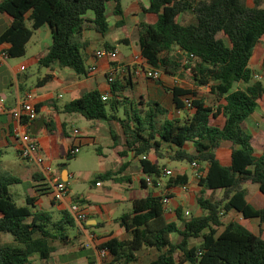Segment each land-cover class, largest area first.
<instances>
[{
  "label": "trees",
  "instance_id": "1",
  "mask_svg": "<svg viewBox=\"0 0 264 264\" xmlns=\"http://www.w3.org/2000/svg\"><path fill=\"white\" fill-rule=\"evenodd\" d=\"M148 1L150 6L145 12L157 21L138 25L142 57L150 66L165 72L184 68L199 87L210 89L209 96L180 87L167 89L177 111H185L187 99L194 109L191 113L185 111L182 118H171L158 102L127 97V87L116 80L107 101L95 90L65 105L63 112L80 114L88 121L118 122L126 140L123 155L133 152L141 172L153 178L155 184L165 167L148 160L151 154L159 160L198 164L203 176L197 202L207 215L185 219L179 209V227L165 219L162 196L151 195L136 200L132 211L117 219L130 233V239L112 238L100 250L107 251L105 259L111 260L108 264H136L138 253L146 247L160 252L151 264H264V239L238 222L223 223L227 214L235 212L264 225V207L256 209L248 202L246 188L256 185L264 195V150L261 155L256 154L246 125L264 103V83L255 80L250 67L255 48L264 38V0H254L252 7L247 0ZM111 2L116 4L114 14L122 17V0H3L0 14L11 16L13 22L0 35V45L10 44V58H22L35 33L48 25L52 45L39 55L40 67L58 64L86 77L90 74L86 53L89 42L84 32L90 25L102 35L108 32L107 9ZM188 12L195 21L183 24L180 18ZM90 13L92 19L88 18ZM118 25L125 23L120 21ZM103 48L115 50L116 45L106 43ZM177 49L183 52L184 63L173 58ZM50 78L40 79L37 87L47 84ZM240 83L247 88L238 87ZM219 116L226 119L222 128L211 124V119ZM46 127L54 132L53 122H47ZM112 136L116 141L114 132ZM224 143L230 144V166H223L217 157ZM189 144L193 146L192 153L186 150ZM5 154L0 147V235H8L12 242H0V264H32L35 256L48 261L56 252L54 244L69 240L76 221L68 210L39 208V197L52 195L50 184L40 174L34 177L38 182L37 195L28 194L26 204L19 205L12 188L26 182L4 169ZM17 154L20 156L19 150ZM67 157L75 158L70 152ZM143 183L147 185L145 180ZM188 183L189 177L180 174L168 181L171 187ZM219 190L223 192L221 197H204L208 191ZM175 233L180 236L177 244L171 239ZM198 239L200 244L192 246L191 241Z\"/></svg>",
  "mask_w": 264,
  "mask_h": 264
},
{
  "label": "crops",
  "instance_id": "2",
  "mask_svg": "<svg viewBox=\"0 0 264 264\" xmlns=\"http://www.w3.org/2000/svg\"><path fill=\"white\" fill-rule=\"evenodd\" d=\"M3 0H0L2 2ZM194 1V0H190ZM200 1V0H198ZM197 1V2H198ZM124 14L122 17L114 14L116 4L111 2L108 4L107 18L109 22V30L105 35L98 33L93 27L84 32V38L89 42L86 49L88 55L87 65L90 67L95 62V54L100 50H104L103 46L106 43L116 45L119 52V60L116 63H109L108 60H100L97 63L98 70L95 74H89L86 77L78 76L72 69L60 67L58 64L52 65L47 69V76H51L48 83L42 87H37L30 84L29 70L34 67H40L39 55L46 52L52 45V31L48 25L43 26L38 30L31 42L28 45L27 54L22 58H8L3 65L0 66V147L4 150L9 147H14L18 150V138L16 133V122L13 119V112L19 108L21 100L26 92L32 91L36 94L39 110V118L37 121L24 126L20 132H37L35 140L39 147L47 156L48 162L53 167V162L67 157L68 153L73 147H79L80 152L83 146L90 144L98 145L102 139L107 141L106 148L99 146L98 154L100 160L105 163L104 170L100 172V176L93 182L91 189L82 195L75 196L70 186L72 176L66 170L55 173L60 176L61 180L68 185L69 195L62 203H55L53 196L39 197L38 206H41L44 200L50 203L53 211L68 210L72 203H79L83 206L87 215V220L84 223H77L76 227L69 233L70 237L67 242L54 244L56 252L48 261H42L37 256L33 257L32 264H108L111 262L109 259L106 261L101 256L100 246L112 238L120 241L130 239V233L123 228L118 222L123 214L131 212L133 203L136 200L144 199L148 196H161L167 190L172 197V208L174 212L165 213L167 222L176 223L179 227L182 226L178 218L177 211L182 209V206L191 207V217H202L207 215L198 205L197 196L201 195L202 188L199 186V181L196 179V171L192 167V175H188L184 168L178 169L174 173L177 175H187L189 177L188 191L185 192L181 186L171 187L168 185L170 178H159L161 186H148L143 183L146 179L139 169V160L134 156L133 152H128L123 155L125 151L126 140L123 130L118 122L108 123L106 121H89L90 129L83 133L79 128V123L85 119L80 114H67L63 112L65 105L77 100L84 93L91 91H100L103 95L110 93L111 87L107 82V74L113 67L123 66L127 69L126 75H120L119 80L126 90L124 94L135 101L144 100L145 102L153 103L158 102L169 111L171 118H182L184 115H178L177 110L173 103V98L167 89L180 87L183 89L196 90L204 96H209L210 89L208 87H199L194 81L191 73L184 68L178 70H170L165 72L162 70L161 79L159 81H152L141 75L140 77L135 74L134 58L141 55V49L138 36V25L142 22L154 24L157 18L145 12L150 6L148 0H122ZM252 7V6H251ZM89 19L93 18V14L88 15ZM124 21L125 25L119 27L118 23ZM180 21L183 24H190L195 21V17L191 12L185 13L181 16ZM13 19L7 14H0V35L11 26ZM123 39L129 51L123 53L119 50L117 44ZM2 48L8 50L10 44L0 45ZM258 56V57H256ZM258 60L254 61V58ZM173 58L184 63L185 57L181 50L177 49ZM251 69L255 75L264 81V38L256 46L254 55L250 63ZM131 75L132 78L130 77ZM10 77V81H5ZM40 80V79H39ZM130 81V83L128 82ZM257 80V79H255ZM238 87L246 89L242 85ZM111 96H109L110 98ZM68 99L66 104L62 105L65 99ZM44 117V126L39 129L36 125L40 119ZM88 121V120H87ZM53 122L54 132L50 133L46 127V123ZM226 119L223 116L211 119V124L222 128L225 125ZM248 133L253 137V146L256 154L261 155L264 150V142L261 141V133L264 129V103H261L257 111L247 120ZM78 131V134H75ZM115 134L116 141L113 139L112 134ZM33 135V134H32ZM264 139V137H262ZM259 145L260 150L256 147ZM166 150V149H165ZM186 150L189 153L193 152L191 145ZM225 152L220 155V151ZM231 149L229 143H224L217 151V157L223 166H230L231 164ZM22 159L20 156H18ZM23 160V159H22ZM148 160L161 166V161H170L168 159L159 160L153 154L148 156ZM28 163V162H27ZM107 163H111V167ZM113 163L116 168L113 169ZM180 163V162H179ZM29 164V163H28ZM33 169L28 174V181L31 184V194L35 193V187L38 182L35 176L41 173L36 165L30 164ZM165 169H167L165 167ZM164 169V170H165ZM163 170V171H164ZM201 171V170H200ZM112 173V176L107 175ZM46 179V178H45ZM48 183V181H47ZM100 183V186L97 184ZM248 185L247 200L256 209L264 207V195L260 192L258 186ZM249 187H252L251 189ZM217 197H221L223 192L221 190L215 192ZM211 191L205 193L204 197L211 199ZM209 195H211L209 197ZM183 211V209H182ZM188 216H190V212ZM230 222H238L256 235H260L264 239V225H260L258 220H249L243 218L241 215L231 212L223 218L224 225ZM224 229L221 228L220 231ZM7 237L4 234L0 235V240ZM172 242L177 244L180 241L178 234L171 236ZM10 242V241H9ZM200 240H192L191 245L197 246ZM7 243V242H2ZM160 252L154 248H144L138 253V261L136 264H151ZM179 260V255H177ZM177 264H180L179 262ZM189 264V263H183Z\"/></svg>",
  "mask_w": 264,
  "mask_h": 264
},
{
  "label": "built area",
  "instance_id": "3",
  "mask_svg": "<svg viewBox=\"0 0 264 264\" xmlns=\"http://www.w3.org/2000/svg\"><path fill=\"white\" fill-rule=\"evenodd\" d=\"M9 58L8 50L2 48L0 46V66ZM108 60L109 63H116L119 60V52L117 50H100L95 54V62L89 67L90 74H95L98 70L97 63L100 60ZM134 65L136 67L135 74L140 77L144 75L145 78L152 81H159L162 75V69H157L150 66L147 61L141 55H137L134 58ZM127 69L123 66H119L118 68H111L109 73L107 74V82L111 87L112 84L117 80L119 75H126ZM255 79L260 80L258 75L255 76ZM110 93L103 95V100L107 101L109 99ZM38 102L36 98V94L32 91L26 92L21 100L19 108L13 112L12 116L16 122V133L18 138V150L20 152V157L27 161L28 163L36 165L41 173L44 175L48 183L52 188V196L55 203H62L67 196L69 195V189L67 183L63 182L59 175H57L48 162L47 156L43 152V150L39 147L36 140L31 137L29 133L20 132L24 126H28L29 124L35 122L39 118V109ZM185 111L193 112L192 101L187 99L185 100ZM185 111H177L178 115H185ZM26 122V124H24ZM75 134H78V131H75ZM80 153V148L73 147L70 150V155L76 157ZM147 159V157H144ZM192 167L196 171V179L199 181L203 174L200 171V167L198 164H193ZM164 177L172 178L174 177V173L170 169H165L163 171ZM148 186H161V182L158 179L156 184L155 180L151 177H146L145 179ZM100 186V183L97 184ZM181 188L187 192L188 185H183ZM163 200L162 203L164 205L165 213H172L174 209L172 208V197L169 192L166 190L164 194L161 195ZM68 212L74 218L77 223H84L87 220V215L83 206L77 202L72 203L68 207ZM189 215V213H186ZM107 251H101L102 258L107 256Z\"/></svg>",
  "mask_w": 264,
  "mask_h": 264
},
{
  "label": "rangeland",
  "instance_id": "4",
  "mask_svg": "<svg viewBox=\"0 0 264 264\" xmlns=\"http://www.w3.org/2000/svg\"><path fill=\"white\" fill-rule=\"evenodd\" d=\"M129 1V0H127ZM197 2L198 0H194ZM249 6H254V0H247ZM119 50L123 53L129 51L127 46L124 44H117ZM258 57V56H256ZM254 58L255 60H258V58ZM30 74V84H37L39 79H44L47 74V69L45 68H39V67H34L30 69L29 71ZM5 81H10V77H7ZM121 76L119 75L117 77V80H119ZM264 83V81H263ZM244 88L247 86L245 84H242ZM68 102V99L66 98L63 102V104H66ZM120 116H123V111H120ZM90 124L91 122L87 120H82L79 123V128L82 130L83 133H87L86 130L90 129ZM264 129L261 133V141L264 142ZM107 141L102 139V141L98 145L90 144L88 146H83L81 149V152L73 159H68V157H64L58 161L53 162V169L56 172L66 170L70 173L72 176V179L70 181V186L74 192L75 196L86 194L92 187L93 182L100 177V172L104 170L105 163L100 160V156L98 154V148L99 146H103V148H106ZM191 146V144L188 145V148ZM256 147L260 150V146L257 144ZM6 154L3 158V165L4 169L9 172L10 174H13L15 176L21 177L24 179L26 184L24 185H17L12 188V192L15 195H18L17 201L19 205L24 206L26 204L25 198L28 194H31V184H29L28 181V174L31 172L33 167L30 165L31 163H27V161L22 160L18 157L17 150L14 147H9L5 149ZM225 152V150L220 151V155ZM169 160V159H168ZM167 163L165 166L167 169L173 170L174 173L177 172L178 169L184 168L188 175H192V167L189 165L187 162H174V161H166L163 162L161 161V164L164 165ZM108 166L111 167V163H107ZM33 165V164H32ZM114 167L113 169L116 168V165L113 163ZM170 180V179H169ZM168 180V181H169ZM257 187V186H254ZM250 189L252 187H249ZM197 196H200V193L197 194ZM211 195H209L210 197ZM212 198H218L217 194H212ZM220 197V196H219ZM43 210H50L52 207L50 206V203L44 200L42 206ZM183 209V215L185 219H190L192 216V210L191 207L189 208L188 206H182ZM190 212V216L186 214V212ZM12 242V239L7 235V237H4L0 240V242ZM39 264V263H37Z\"/></svg>",
  "mask_w": 264,
  "mask_h": 264
},
{
  "label": "water",
  "instance_id": "5",
  "mask_svg": "<svg viewBox=\"0 0 264 264\" xmlns=\"http://www.w3.org/2000/svg\"><path fill=\"white\" fill-rule=\"evenodd\" d=\"M39 129L44 126V117L40 119V121L36 125ZM33 135H37V132L32 133Z\"/></svg>",
  "mask_w": 264,
  "mask_h": 264
}]
</instances>
